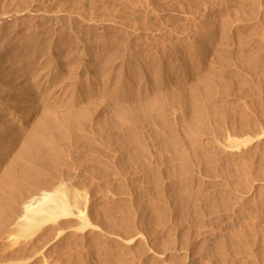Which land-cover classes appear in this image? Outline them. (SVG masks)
Returning <instances> with one entry per match:
<instances>
[{
  "label": "rangeland",
  "instance_id": "rangeland-1",
  "mask_svg": "<svg viewBox=\"0 0 264 264\" xmlns=\"http://www.w3.org/2000/svg\"><path fill=\"white\" fill-rule=\"evenodd\" d=\"M0 51L1 136L25 128L8 94L47 75L76 97L92 83L77 105L116 134L107 178L87 150L41 173L70 214L2 236L0 264H264V0H0ZM113 88L127 96L105 106Z\"/></svg>",
  "mask_w": 264,
  "mask_h": 264
},
{
  "label": "bare ground",
  "instance_id": "bare-ground-1",
  "mask_svg": "<svg viewBox=\"0 0 264 264\" xmlns=\"http://www.w3.org/2000/svg\"><path fill=\"white\" fill-rule=\"evenodd\" d=\"M7 26H5V28H7ZM3 28H4V26H3ZM4 39H5V37H4ZM1 41L3 43V39ZM30 45L32 46V44H30ZM3 46H5V45H3ZM15 46H16V44H15ZM26 48H30V47H26ZM23 49H24V47H23ZM32 49H34V48H32ZM35 50H37V49H35ZM14 51H15V49H14ZM7 52H8V50H7ZM7 52H6V54H7ZM20 54L23 55L21 52H20ZM7 55H4V56H7ZM16 55H19V54H16ZM24 56H22V57L24 58ZM12 57H10V58L12 59ZM14 57H16V56H14ZM19 57L17 56V58H19ZM28 59L29 60L25 61V63L22 65L23 70L19 69L22 72V75L25 79L31 78V76L33 75V73H34L33 66H34V62L36 61L35 60L33 62V59L30 60V57ZM7 61L8 60H6V62ZM16 61H17V59H16ZM2 62L5 63V61H3V60H2ZM20 62H21V60H20ZM36 63H37V61H36ZM34 67H36V66H34ZM8 72L10 73V71H8ZM34 75H35V73H34ZM37 75H39V74L37 73ZM12 76L15 77V75H12ZM0 77L2 78V76H0ZM6 77H8V76H6ZM3 78H5V77H3ZM8 78L11 80L10 77H8ZM9 79L7 80V82L10 81ZM54 79H55V76H54ZM54 79H52V81H51L50 78L48 77V75L46 77H40L37 82L39 83L40 88L42 86L44 88L43 89L41 88L42 89L41 90L40 88L37 87L39 89L37 95L30 94V92H29L30 90L27 92V91H25L24 88L22 89L24 91L20 90L21 92L17 91L15 93V91H13V90L16 89V87L17 88H19V87L13 86L14 89L12 91L14 92V94H12V95L8 94V98L6 99L10 103V101H13L15 98L18 97L20 102H21V105H24V107H28V108H25L26 110H23L20 114L19 113L15 114L16 110H14V108L13 109L11 108L10 112L8 113L10 115L11 119L13 118L14 120L16 119V120L23 122V124L25 125V128L23 131H20V132L16 131L13 133L11 131V128H8L5 126L7 128V129H5V131H7L9 133V135L8 134H5L4 136L0 135V238H2V236L3 237L9 236L11 234V232L14 230L18 231L22 235L23 238H29L38 229H40L41 227H43L44 225H46L50 222H54L59 216L69 215L70 213L67 209L64 208V200L60 197V195L56 194V193L51 194L50 191L52 190L53 185L51 184V182L49 180L50 178H43L41 173L42 172L47 173V171H48V173L51 172L52 171L51 168L54 167V165L56 163V159L60 156H63L65 159L72 160L73 159V157L71 158L72 152L77 153L76 158H74L73 160H76L79 162H81L83 159L82 156H83L84 150L93 151V152L98 151L101 154L100 156H102V155L104 156L105 153L108 152L107 142H109L110 140H112V138L114 136H116V134L113 135L115 131L111 130L113 128V127H111L112 124L110 125V123L112 121L109 123L107 118H102L101 116L99 118V116H98L99 114L98 115L94 114L96 117L92 114V112H91V114H89V112H88L89 109H86L87 107H84V108L78 107L77 102L79 101V98L81 97L82 93H84L83 92L84 91L83 90V82H85V81L82 82L83 79L82 80L80 79L81 83H80V85L78 84L79 88H81L83 91L82 90L80 91V89H78L79 91L77 93L78 94L80 93V94L77 97L73 96L74 95L73 92L75 91L76 88L74 89V91L72 93H68V91H66L67 88L63 85V82L59 84V82H61V81H59L60 79L58 78L59 82L57 81L58 83H55L56 81L53 82ZM67 79H69V77ZM70 80H71V78L69 79V81ZM1 81H2V79L0 80V82ZM14 81L15 80H13L11 83H13ZM19 81H20V79H19ZM65 81H67V80H65ZM2 82H4V80ZM7 82H5V83H7ZM24 82L25 81H23V83ZM197 82H198V80H197ZM65 83H67V82H65ZM71 83L72 82H70V84ZM85 83H87V82H85ZM0 84H2V83H0ZM9 85H10V83H9ZM67 85H69V84H67ZM71 85H69V86L71 87ZM87 85H88V83H87ZM89 85H92V83L91 84L89 83ZM89 85L86 87H87L88 91H90L89 93L92 96V94H93L92 90L93 89L90 90L91 86H89ZM198 85L199 84H197V86ZM23 86H24V84H23ZM27 86H29V85H27ZM69 86H67V87H69ZM199 86H203L202 88H204V93L206 94V97L211 96L212 87H211V84L209 81H202V82L200 81ZM3 87H1V88H3ZM7 87H5V88H7ZM13 87H11V88H13ZM1 88H0V90H1ZM115 88H117V87H115ZM115 88H113L114 92H112L114 94L110 93V95H109L108 92H106L104 90L100 93V95H101L100 98L102 97L105 99V101H103V99H102L103 104L105 102V106L107 104L109 105L110 103L115 104L116 102L119 101L120 98H122L123 96H127L128 92H125L126 90L124 91V89H122L123 91L118 92L117 90H115ZM100 89H99V92L101 91ZM135 91L137 93V90H135ZM198 91H200V90L198 89ZM2 92L4 93L5 91L2 90ZM8 92H9V90H8ZM94 92H96V91H94ZM0 93H1V91H0ZM129 94L134 95L135 92L132 91V92H129ZM191 95H193V94H191ZM198 95H196V96H198ZM2 97L3 96L1 94V96H0V117L4 116L3 112L5 111V108L3 106V105H5L4 104L5 102H3ZM155 102H157V101H155ZM155 102L153 101L152 103L155 104ZM188 102H189V100H188ZM190 102H192V101H190ZM150 103L151 102L148 103V106L153 105ZM85 104L82 101L81 105H85ZM117 111H118L117 113L115 112L117 114V116H119V118H123L124 120L129 118V116H130V114L127 111H123V110L121 111L120 108ZM38 113H39V115H38L37 119H34L35 121H33V122L31 121V124H27V123L25 124L26 120H29L32 116H34ZM194 116L190 120V121H193V123H194V120L196 119V118H194ZM3 124H5V123H3ZM3 124L0 123V125H3ZM6 124H8V123H6ZM189 124L192 125L191 122ZM190 127H188V129ZM198 128H199V126H198ZM3 133H4V131L1 134L3 135ZM96 136L100 137V139H98L100 142L95 141ZM134 139H136V138L134 137ZM178 155H182V151L178 152ZM103 156H102V159H100L99 164H97L93 167L92 171H94V172H95V170L99 171L101 176H103L105 179V177L107 176V174H106V163L107 162L105 163V161H107V160L103 159ZM104 158H105V156H104ZM118 159H119V163L122 165H124L127 162V159L124 157L121 149L119 150V158ZM131 160L133 161V158ZM49 189H51V190H49ZM19 191H22V192H19ZM86 195L87 194H85V196H84V200L87 197ZM85 206H86V204H85ZM244 248H246V247H244ZM244 250L245 249H243V251ZM240 251H241V253H243L242 250H240V249H238V252L236 251L235 253L238 255L240 253ZM245 252L246 251H244V253Z\"/></svg>",
  "mask_w": 264,
  "mask_h": 264
}]
</instances>
